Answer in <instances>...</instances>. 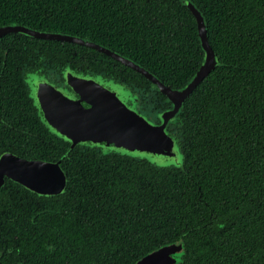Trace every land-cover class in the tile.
I'll return each instance as SVG.
<instances>
[{
    "label": "trees",
    "instance_id": "16d2710c",
    "mask_svg": "<svg viewBox=\"0 0 264 264\" xmlns=\"http://www.w3.org/2000/svg\"><path fill=\"white\" fill-rule=\"evenodd\" d=\"M193 1L218 63L168 126L184 157L177 166L70 150L41 122L37 136L27 137L22 124L36 110L18 87L22 67L46 73L69 65L155 90V107L172 102L144 74L95 48L20 32L0 39V153L58 162L67 180L54 195L5 182V263L134 264L183 243L174 264H264V0ZM7 24L103 44L173 88L185 86L205 56L196 17L181 0H0V27Z\"/></svg>",
    "mask_w": 264,
    "mask_h": 264
},
{
    "label": "water",
    "instance_id": "95a60500",
    "mask_svg": "<svg viewBox=\"0 0 264 264\" xmlns=\"http://www.w3.org/2000/svg\"><path fill=\"white\" fill-rule=\"evenodd\" d=\"M181 1L196 17L199 38L201 40V46L205 51V56L199 70L185 86L180 88H173L167 85L159 76L137 61L122 55L121 53L103 44L90 41L87 38L77 35L42 31L27 25L7 24L0 27V39L8 33L20 32L34 37L75 42L104 52L114 59L119 60L144 74L151 80L152 86L166 94L172 102V108L161 114L160 123L150 121L142 115L140 116L141 118L139 121H134L131 118V113L125 116H119L124 118L123 121L118 119L108 120L107 115H101L100 111L97 115L89 112L91 107L88 108L86 112L80 109L81 111L79 112L80 114L77 117V121H80L85 128L90 126V129L98 128L102 132H104L103 130H107L104 133L110 136L120 134L126 140H129L130 143H133V145L139 146V150L148 149V151L152 153L159 151V153H155L164 155L165 157L167 156L170 159L175 158L178 160L181 155L179 150L176 149L175 139L169 135L168 126L173 122L174 116L181 111L188 96L215 69L218 63L216 52L209 41L208 24L205 14L193 0ZM71 73L74 72L68 69L66 70L65 75ZM88 101L92 104H97L99 109L101 108L103 110H107L108 112H115L117 109L118 111L122 110V108H120L121 104L118 103V99L114 94L105 97L97 96L96 98H90ZM88 129L89 128H87V130ZM114 139L121 140V138ZM3 174L16 179L34 191H39L38 193L40 194L58 193L66 185L65 173L58 162H49L44 160L29 161L12 153H5L0 159V175L2 176ZM0 179L2 180V178ZM184 251L185 247L183 243H174L158 247L136 260L134 264H174L179 260L178 256L184 253Z\"/></svg>",
    "mask_w": 264,
    "mask_h": 264
},
{
    "label": "rangeland",
    "instance_id": "374dc122",
    "mask_svg": "<svg viewBox=\"0 0 264 264\" xmlns=\"http://www.w3.org/2000/svg\"><path fill=\"white\" fill-rule=\"evenodd\" d=\"M51 75L57 74L51 73ZM35 77H42L33 74L30 77V82L32 84V95L41 110L43 119L54 132L70 140L72 143H91L96 146H101L104 149L116 150L136 157L147 158L160 166H177L183 162L184 157L181 147L177 139L170 134L169 131V135L175 139L176 149L179 150L181 155L178 160L156 154L159 153V151L152 153L149 152L148 149L139 150V146L133 145V143H130L129 140H126L120 134L110 136L104 133L107 130H103L104 132H102L98 128L90 129V126L87 127L89 128L87 130V128L80 125L77 120V122L74 121L80 114V109L86 112L90 107L91 110H89V112L96 115L101 112V115H107L108 120L118 119L123 121L124 118L119 116H125L131 113V118L134 121H139L141 115L150 121H154L152 118H157L159 109L155 108L150 101L152 93H147L141 89H134V94L136 93L140 98V101L138 100L135 106V104H130L128 101L131 95L130 87L127 88L124 85L103 78L102 76H83L77 73L65 75V83L70 86V90L72 91L62 85H57L49 81V78L38 79ZM113 94L118 99V103L121 104L120 108H122V110H119L120 112L118 109L115 112H108L101 108L100 110L97 104L95 105L88 101L90 98H96L97 96L105 97ZM132 98L134 99V97ZM57 108L70 110L68 112L69 116L65 118H60L58 116L59 114L56 116ZM150 116L152 117L151 119ZM114 138H121V140H115ZM64 188L60 192H62Z\"/></svg>",
    "mask_w": 264,
    "mask_h": 264
},
{
    "label": "flooded vegetation",
    "instance_id": "af4514ba",
    "mask_svg": "<svg viewBox=\"0 0 264 264\" xmlns=\"http://www.w3.org/2000/svg\"><path fill=\"white\" fill-rule=\"evenodd\" d=\"M253 3H255V2H253ZM263 7V9H264V5L262 6ZM258 8H261V6H258ZM255 12H258V9H257V6H256V4H255ZM71 70V71H73L74 73H77V74H80V75H91V76H102L103 78H106V79H108V80H113L114 82H117V83H119V84H121V85H124L125 87H127V88H129L130 90H131V95L129 96V103L131 104V103H133V104H135V106H136V104H137V101L139 100L140 101V98L138 97V95L135 93L134 94V89H141V90H143V91H145V92H147V93H152V96H154V95H156V91L155 90H151V91H147L145 88H140V87H135V86H132V85H128V84H126L125 82H122V81H120V80H116L115 78H113V77H111V76H108V75H104V74H102V73H95V72H84V71H79V70H77V69H73V68H71L69 65H66L65 67H62L61 68V70L60 71H58V69H56V68H54V67H51L46 73H41V72H39V71H31V72H29V71H27V68L25 69H23V67L21 68V74H19V85H18V87H22V88H24V90L27 92V95H28V97H30V99L32 100V103H33V106H34V108H35V110H36V114H34V113H31V115L28 117V118H26V120L23 122V124L22 125H28V127H23V128H21V132L23 133V132H25V133H28V135L29 136H27V134H26V136L27 137H31V136H37V133L35 132V124H37L38 122H41V123H44L45 125H46V127L52 132V134L53 135H55L56 137H60V138H63L65 141H67V142H69L70 143V150L71 149H73V148H75L76 146H81V147H84V146H87V147H93V148H97L98 150H101V151H105V152H113V151H116V150H109V149H104L103 147H101V146H96V145H93V144H91V143H72L70 140H68V139H66V138H64L63 136H61V135H59V134H57L56 132H54L49 126H48V124L45 122V120L43 119V117H42V113H41V110H40V108L38 107V105H37V103L35 102V99H34V97H33V95H32V84H31V82H30V77H31V75H38V76H40V77H42V78H49L48 80L49 81H52V82H54L55 84H57V85H62L63 87H66V88H68V90H70V86H68L66 83H65V72H66V70ZM51 73H54V74H57V75H51ZM0 76H1V74H0ZM35 78H38V79H40L39 77H35ZM1 79H3L4 80V77H2V78H0V87L3 89V87H2V84H1ZM33 82H34V79H33ZM127 85V86H126ZM70 91H72V90H70ZM16 95H18L17 93H16ZM3 97L5 98V99H8V98H10V95L9 94H6V93H4L3 94ZM132 97H134V99L132 98ZM151 100H152V98H151ZM162 104H164V103H162ZM11 106V105H10ZM12 108H17L18 106H11ZM155 107V106H154ZM172 107V105L170 106V107H167V108H164V107H155V108H157V109H159V112H158V116H157V118L156 119H154V118H152L151 116H150V119L152 118L155 122H157V123H160L161 122V114L162 113H164L165 111H167V110H169L170 108ZM3 108H1L0 109V119H2V121L4 122L5 121V117L3 116V114H4V110H2ZM70 110H64V109H60V108H57V110H56V116L58 115L60 118L62 117V118H65L66 116H69V114H68V112H69ZM77 119H75L74 121L75 122H77L76 121ZM79 123H80V121H78ZM8 124V123H7ZM80 125H82L81 123H80ZM169 128V127H168ZM38 136H40L41 137V135H38ZM116 152H118V151H116ZM5 153H12V154H14V155H16V156H18V157H21V158H24V159H26V160H29V161H32V160H39V159H29V158H25L24 156H22V155H19V154H17V153H15V152H13V151H8V150H6V151H3V152H1L0 153V159L2 158V156L5 154ZM119 153H122V152H119ZM124 154H126V153H124ZM130 155V154H129ZM131 156H133V155H131ZM45 161V160H44ZM60 165V164H59ZM61 167V166H60ZM0 178H2V180L0 179V191H1V189L5 186V182L7 181V180H13V181H15V182H19V181H17L16 179H14V178H11V177H9L8 175H5V174H3L2 176L0 175ZM21 183V182H20ZM22 184V183H21ZM66 184H67V180H66ZM23 186H25L24 184H22ZM25 187H27V186H25ZM65 187H66V185H65ZM29 190H32V191H34L33 189H31V188H29V187H27ZM65 189V188H64ZM35 192H37V191H35ZM38 193V192H37ZM54 194H56V193H54ZM53 193L52 194H50V195H54ZM58 194V193H57ZM45 195H49V194H45ZM8 239L7 238H5V239H0V241H7ZM10 250V248H8V251ZM5 252L4 251H1L0 250V264H23V262H20V261H13V262H11V263H5Z\"/></svg>",
    "mask_w": 264,
    "mask_h": 264
}]
</instances>
